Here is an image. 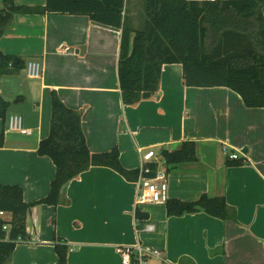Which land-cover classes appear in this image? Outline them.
I'll use <instances>...</instances> for the list:
<instances>
[{"label":"crops","instance_id":"obj_1","mask_svg":"<svg viewBox=\"0 0 264 264\" xmlns=\"http://www.w3.org/2000/svg\"><path fill=\"white\" fill-rule=\"evenodd\" d=\"M14 1L32 8L47 4ZM127 4L124 23L138 29L133 18L139 11H128ZM121 38L122 28L85 14H16L15 26L0 37V49L26 63L39 62L42 72L31 77L25 68L0 78V94L10 102L5 120L0 118V184L22 186L27 202L50 192L56 166L38 148L50 133L56 90L68 106L83 111L91 152L117 146L128 169L145 163L172 167L169 198L223 196L235 218L203 211L168 216L165 204H137L138 181L107 166H91L67 183L57 206L32 207L28 239L17 244L8 264H55L56 236L70 244L69 264H122L117 247L139 242L163 253L164 262L152 258L150 264H264V107L246 106L226 86L185 85L181 63L163 66L155 96L125 104L118 73ZM12 116H21L29 132L12 129ZM183 141L196 142L197 160L165 164L161 150L178 149ZM149 149L157 157L147 163L143 155ZM233 152L246 163L229 164L236 160L230 158ZM137 206L148 213L154 231L143 230L146 222L138 229ZM2 217L10 219V213Z\"/></svg>","mask_w":264,"mask_h":264},{"label":"trees","instance_id":"obj_2","mask_svg":"<svg viewBox=\"0 0 264 264\" xmlns=\"http://www.w3.org/2000/svg\"><path fill=\"white\" fill-rule=\"evenodd\" d=\"M125 1L47 0L45 7L32 8L1 0L0 37L15 26L19 13L89 15L97 22L122 28L118 73L125 104L135 106L155 96L163 66L181 63L185 85L226 86L238 92L246 106L264 107V0H144L145 21L138 29L124 23ZM26 66L20 56L0 49V78ZM51 95L50 133L41 140L38 153L52 159L56 174L50 192L34 202L25 201L22 186L0 184V211L10 213V219L0 216V264H8L17 244L28 239L27 217L32 207L57 206L67 183L89 167L107 166L134 182L141 173L140 168L123 165L117 146L91 152L82 126L83 111L68 106L56 90ZM9 105L0 94V118L5 120ZM3 140L4 131L0 132V146ZM161 160L167 165L197 160L196 142L183 141L178 149H162ZM246 161L238 158L229 164L243 165ZM150 166L155 171L158 165ZM171 168L168 166L167 172ZM165 205L168 216L203 211L224 220L235 218L223 196L204 193L193 201L169 198ZM135 218L140 229L148 213L137 206ZM53 244L58 255L55 264H69L68 241L56 236Z\"/></svg>","mask_w":264,"mask_h":264},{"label":"built area","instance_id":"obj_3","mask_svg":"<svg viewBox=\"0 0 264 264\" xmlns=\"http://www.w3.org/2000/svg\"><path fill=\"white\" fill-rule=\"evenodd\" d=\"M29 76L39 77L42 72L41 64L37 61H29L26 66ZM10 127L12 129H20L22 132H29L28 129L22 128V117L12 116L10 119ZM157 154L153 149H149L143 155L144 162H151ZM240 156L237 152L230 154L231 159H238ZM138 185L139 194L137 198L138 205L145 204H166L169 199L168 172L165 168H157L155 171L146 163L140 168ZM4 211H0L3 216ZM9 225L5 224L4 229L8 230ZM156 228L155 224L146 222L143 230L152 232ZM118 253L121 255L122 264H150L152 258L164 262L163 253L155 248L142 245L140 242L135 245H120L117 247Z\"/></svg>","mask_w":264,"mask_h":264},{"label":"rangeland","instance_id":"obj_4","mask_svg":"<svg viewBox=\"0 0 264 264\" xmlns=\"http://www.w3.org/2000/svg\"><path fill=\"white\" fill-rule=\"evenodd\" d=\"M142 2L144 3V0H142ZM142 2H140V1L138 2L136 0H128V4H127V10L128 11H130L132 8H136L139 11V13L136 15V17L133 18L135 21V22L133 21V24L137 28H139L143 22L144 4H142ZM262 11L264 12V2L262 4ZM141 16H142V18H141ZM137 17H139V18H137Z\"/></svg>","mask_w":264,"mask_h":264}]
</instances>
